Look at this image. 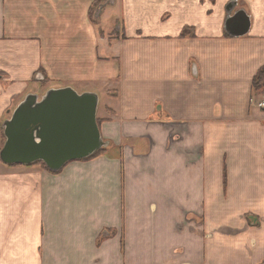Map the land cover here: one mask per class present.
I'll return each mask as SVG.
<instances>
[{
    "label": "crops",
    "instance_id": "1",
    "mask_svg": "<svg viewBox=\"0 0 264 264\" xmlns=\"http://www.w3.org/2000/svg\"><path fill=\"white\" fill-rule=\"evenodd\" d=\"M263 67L264 0H0V151L45 79L102 88L109 143L0 160V264H264Z\"/></svg>",
    "mask_w": 264,
    "mask_h": 264
},
{
    "label": "water",
    "instance_id": "2",
    "mask_svg": "<svg viewBox=\"0 0 264 264\" xmlns=\"http://www.w3.org/2000/svg\"><path fill=\"white\" fill-rule=\"evenodd\" d=\"M250 25V18L240 11L228 20L226 30L242 37ZM99 103L96 93L79 94L70 87L50 89L42 98L29 94L3 126L6 140L0 160L8 166L43 163L58 173L69 163L107 149L98 124Z\"/></svg>",
    "mask_w": 264,
    "mask_h": 264
},
{
    "label": "rangeland",
    "instance_id": "3",
    "mask_svg": "<svg viewBox=\"0 0 264 264\" xmlns=\"http://www.w3.org/2000/svg\"><path fill=\"white\" fill-rule=\"evenodd\" d=\"M115 31H116L115 28L109 27V33L110 34L112 32L115 33ZM40 85L41 86L36 90V92H37V94L39 95L40 98H42L46 94V92L50 90V88L51 89H56V88H52V87H54V85L50 81L48 82V81L42 80L40 82ZM73 89L79 94H83L84 93V92H82L83 91V87L82 86H77L76 88H73ZM91 89L96 91V92H92V93H96L104 101L105 96H104V93H103L104 91H102V88H101V90H100V88H94V87H92Z\"/></svg>",
    "mask_w": 264,
    "mask_h": 264
},
{
    "label": "trees",
    "instance_id": "4",
    "mask_svg": "<svg viewBox=\"0 0 264 264\" xmlns=\"http://www.w3.org/2000/svg\"><path fill=\"white\" fill-rule=\"evenodd\" d=\"M99 1H104V0H99ZM189 32V30H184L183 31V36L187 35ZM44 81H48V79H45ZM253 90L254 92H263L264 93V67L258 72V74L256 75V77L254 78L253 80ZM98 124H99V120H98ZM5 136H4V143H5ZM106 151V149H103L101 150L98 154L94 155L93 157H96L97 155H100V154H103L104 152ZM91 157V158H93ZM89 158V159H91ZM88 160V159H87ZM35 165H40L42 168L47 169V167L43 164V163H37V164H34L32 166H35Z\"/></svg>",
    "mask_w": 264,
    "mask_h": 264
},
{
    "label": "built area",
    "instance_id": "5",
    "mask_svg": "<svg viewBox=\"0 0 264 264\" xmlns=\"http://www.w3.org/2000/svg\"><path fill=\"white\" fill-rule=\"evenodd\" d=\"M260 108H264V102L259 104Z\"/></svg>",
    "mask_w": 264,
    "mask_h": 264
}]
</instances>
